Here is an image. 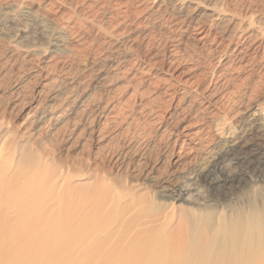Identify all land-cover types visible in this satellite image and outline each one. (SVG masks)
I'll return each mask as SVG.
<instances>
[{
  "label": "bare ground",
  "instance_id": "bare-ground-1",
  "mask_svg": "<svg viewBox=\"0 0 264 264\" xmlns=\"http://www.w3.org/2000/svg\"><path fill=\"white\" fill-rule=\"evenodd\" d=\"M189 1L7 0L3 7L45 8L53 29L42 39L69 51L70 69L94 49L100 60L93 54L92 64L110 58L115 78L127 82L90 127L97 145L127 136L126 149L135 143L146 149V137L156 133L158 158H144L139 174L155 180L161 165L201 159L204 167H193L189 179L207 199H189L176 184L160 194L165 204L145 207L138 190L123 197L99 172L72 174L23 146L15 149L2 129L0 264H264V144L259 123L236 109L242 92L255 96L264 87V0H214L209 12ZM4 13L11 12L2 11V23L17 24ZM71 92L49 114L71 103L84 111L95 97Z\"/></svg>",
  "mask_w": 264,
  "mask_h": 264
},
{
  "label": "rangeland",
  "instance_id": "rangeland-1",
  "mask_svg": "<svg viewBox=\"0 0 264 264\" xmlns=\"http://www.w3.org/2000/svg\"><path fill=\"white\" fill-rule=\"evenodd\" d=\"M215 2L216 1L214 0H208L205 2L197 3V1L193 0L189 1L188 3H190L192 7H197L200 11H205L206 9H208L209 12V10L215 8ZM6 3L7 0H0V17L2 16V11L11 12L7 15L4 13V16L15 17L17 24H14L11 27H7L8 25H5V22L2 23V21H0V125H2V128L0 126V131L3 129L4 132H8L7 137L8 141L11 143V146H15V149L21 148L20 146H23L33 154L41 157L42 160H47L54 166L56 165V167H69L70 169L72 168V174H80L83 171L90 173L99 172L98 177H101L99 180L104 181L109 188H111L119 195L121 194V196L123 197L129 196L130 194L135 192V190H138L139 193H142L143 197L145 198L142 205L145 207H148L150 205L165 204L167 200L166 198L161 200V195L165 193V191H168V187L176 184H181L185 188L184 192L187 198L196 199V201L198 200L197 202L199 203H203L206 201L205 199H207V195L206 192H204V189L202 187L200 188L199 186L194 185L193 182L189 179L191 178L190 171L193 167H204V163L201 159L200 164V161H198V163L197 161H193L191 164L189 159H187L185 160L186 162L184 161L177 167L171 168V166L169 167L163 165L164 169H162L163 166L161 165L159 166V169L157 167L156 173L154 174V176L157 174V179L155 180L147 179L145 178L144 174H139V171H142L143 166H145L144 158H146L148 161L150 160L151 163H153L158 158L156 151L159 153L158 148L162 145V141H160L158 134L152 133L153 136L149 135L146 137V141H144V144H146L148 147L146 149H143L136 143L133 144V147H131L132 149H126L125 146H127L126 144L128 143V140H124L123 138H127V136H122L123 138L118 137L115 141L112 140L111 142H104L100 145H97L96 141L90 138V127H92L93 124H97L98 119H103V107L105 103L108 101L110 96H115V93L118 94V91L120 90L123 91L126 85L124 83L127 82L123 79L115 78V70L112 66L113 62L110 61V58L107 61H98L97 64H92L91 61L93 56L95 55L94 51L92 50L94 49L90 50V52L89 50H86L89 52V54L88 52H86L85 54V51L80 53L79 57L81 56V58H78V62L80 63L77 64L78 68H73L75 71L73 69H70V67H68L71 63L69 51L65 50V48L61 49L62 46L58 48L57 46L48 45L42 39L44 34L49 33L51 31L50 29H53V24L47 18L48 13L45 8L38 7L36 3L33 5L34 7H32L31 10L24 5H11L10 7H6V5L5 7H3ZM184 19L185 23L190 20L188 16L184 17ZM41 42H43L44 44ZM168 45L169 46H167V54L170 53L168 49L171 50V44L169 43ZM83 53L85 56H83ZM96 55V59L100 60V55ZM24 59L26 60V63ZM57 60L61 61L58 62ZM21 62L24 64H22ZM46 63L52 64L53 66L55 64V66L57 67L55 68L52 65H47ZM104 63L106 65H104ZM168 65L169 64L166 60V70L169 67ZM47 66H50L49 69ZM105 67H108V69ZM66 69L69 71L65 72ZM79 69L83 71L77 73V71H81ZM165 69L164 71L166 73L167 71ZM105 72L107 73V75ZM112 79H115V81L111 83L112 85H110V81ZM108 81L109 85L107 83ZM119 84L124 87L122 88ZM116 85L117 87H119L118 89L115 88ZM59 86H61L62 88H59ZM82 86H84L85 88ZM53 87L54 90L56 89L55 91L53 90ZM76 89L78 90L76 91ZM263 89L264 87L259 90L260 93L258 92V94L255 96H251L248 89H246L244 92H242L243 94L241 93L239 95V99H241V101L244 100V103L241 102L237 104L239 106L238 108L236 106V109H240L239 111H241L240 116L242 119L245 118L249 119L250 121L255 120L259 123L261 130L260 134L262 137V142L264 144V110L258 109L259 106L264 107ZM46 90L48 95L45 93ZM72 90L77 93L84 94L85 96L88 93H91L95 97L90 100V105L88 104L87 108L84 109V111L83 109H81V107L78 108L77 105H75L74 107V105H72L74 103H71L68 110H66V106H62L58 108V110L56 111L57 113L55 112L56 115L49 114L51 113L48 109L50 105L52 106L53 104L55 105L59 103L62 98L66 97L68 92L70 93ZM57 91L58 94H56ZM245 92L247 95L244 94ZM55 94L59 95L58 99H56V101H51L53 100ZM107 94L110 95L108 96ZM46 96L47 99L44 100ZM99 96L102 97L101 102H99ZM249 96L253 98L250 99ZM248 98L250 101L247 100ZM246 101H249L248 104L245 103ZM38 102H41V105ZM156 105H158V103H156ZM247 105L249 108H247ZM254 106H256L255 109L249 111L250 108ZM92 107L93 111H91ZM136 109L139 110H136V114H139L138 116L141 117L140 107L137 106ZM168 110L171 112L173 111V109L170 107L168 108ZM59 118L61 119L60 121L57 120ZM48 119L53 120L48 121ZM130 137L131 135L129 133L128 138ZM150 138H152V140ZM11 141L14 143H12ZM110 145H112V147ZM134 145L138 146L135 147ZM142 155H144L145 157H141Z\"/></svg>",
  "mask_w": 264,
  "mask_h": 264
}]
</instances>
